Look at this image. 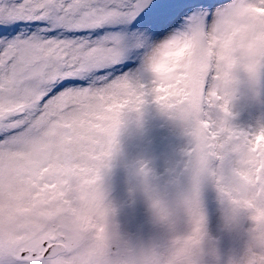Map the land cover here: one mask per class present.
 I'll list each match as a JSON object with an SVG mask.
<instances>
[{"label": "snow or ice", "instance_id": "obj_1", "mask_svg": "<svg viewBox=\"0 0 264 264\" xmlns=\"http://www.w3.org/2000/svg\"><path fill=\"white\" fill-rule=\"evenodd\" d=\"M252 13L264 21V0H0V264H161V251L132 247L108 225L96 234L110 212L99 181L118 133L121 110L112 102L153 100L151 66L160 50ZM211 72L210 60L193 67L181 105L192 140L183 198L192 229L172 264H198L202 178L222 196L223 186L264 207V167L256 172L252 163L247 184L230 176L233 138L252 135L211 119ZM168 92L159 93L163 111L178 99ZM152 208L169 218L158 199ZM250 236L237 264H264V242Z\"/></svg>", "mask_w": 264, "mask_h": 264}, {"label": "rangeland", "instance_id": "obj_2", "mask_svg": "<svg viewBox=\"0 0 264 264\" xmlns=\"http://www.w3.org/2000/svg\"><path fill=\"white\" fill-rule=\"evenodd\" d=\"M228 103L227 120L234 127L252 131L264 125V69L254 80L238 74ZM207 111L213 120L223 115L215 106ZM191 147L186 126L151 97L138 112L122 117L107 166L101 171V175L110 174L112 184L103 191L104 204L110 209L107 225L114 226L110 231L132 247L162 252L169 248L172 237L191 230L183 205L192 183ZM212 163L216 166L220 162ZM146 171L151 172L149 181L142 179ZM202 184L204 223L198 264H237L251 242V222L246 212L234 214L230 210L212 181ZM153 199L168 209L167 220L156 216Z\"/></svg>", "mask_w": 264, "mask_h": 264}, {"label": "clouds", "instance_id": "obj_3", "mask_svg": "<svg viewBox=\"0 0 264 264\" xmlns=\"http://www.w3.org/2000/svg\"><path fill=\"white\" fill-rule=\"evenodd\" d=\"M209 60L212 72L208 81V91L217 97L214 106L223 114L213 122L218 123L221 129H235L236 127L228 120H224L225 109L230 115L228 102L238 74L254 80L264 69V21L260 20L257 14L252 13L210 23L204 32L189 36L159 51L151 66L153 76L158 81L153 89L156 93L153 101L160 107L159 93L164 89L169 90V95L177 96L175 104L169 105L165 112L181 121L186 128L189 117L181 105L191 95L188 82L192 78L193 67L206 65ZM112 103L121 110L118 130L125 114L138 112L140 109L136 105L129 106V100L126 97H121ZM194 122L200 123L198 118H194ZM250 132L251 139L233 138L232 151L237 155L230 170V176L236 183L252 182V163L256 164V172L264 167V160L256 162V157L264 154V125ZM214 186L217 187L215 184ZM221 190L224 195L218 193L228 201L232 212L247 213L251 222L249 232L252 238L257 242H264V231L261 230L264 226V207L257 206L251 197L230 195L227 187L222 186ZM107 217L101 215L100 222L94 225L97 235L104 233ZM188 221L192 229L191 217H188ZM190 232L191 230L186 235L171 238L169 248L160 253L161 264H172L179 246Z\"/></svg>", "mask_w": 264, "mask_h": 264}, {"label": "bare ground", "instance_id": "obj_4", "mask_svg": "<svg viewBox=\"0 0 264 264\" xmlns=\"http://www.w3.org/2000/svg\"><path fill=\"white\" fill-rule=\"evenodd\" d=\"M148 149V148H147ZM146 149V150H147ZM214 166V165H213ZM151 172L150 171H146L145 172V175L146 176H143L142 177V179L144 180H147V181H149V179L152 177V176H149L148 174H150ZM109 176H110V174L108 173V172H106L105 174H102L101 176H100V181H99V183H100V187H101V190H102V192L103 191H105L106 190V188L107 187H111L112 186V184H111V182H110V180H109ZM187 180V179H186ZM188 181V180H187ZM189 181H192V180H189ZM201 182H203V184H202V186H204V185H206L208 182H209V184H210V182H211V180L210 179H208V181H207V179L205 180L204 178H202V181ZM207 182V183H206ZM180 189V188H179ZM180 192H183V191H179V193ZM179 193L177 192V197H178V195H179ZM176 196H174V198L176 197ZM172 204L174 203V201H172L171 202ZM108 228L109 229H112V228H114V226L113 225H109L108 226ZM209 241V240H208ZM151 249V248H150Z\"/></svg>", "mask_w": 264, "mask_h": 264}]
</instances>
